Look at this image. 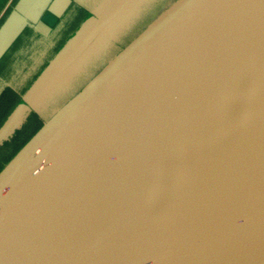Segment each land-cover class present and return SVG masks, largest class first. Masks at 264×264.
<instances>
[{
	"label": "water",
	"instance_id": "95a60500",
	"mask_svg": "<svg viewBox=\"0 0 264 264\" xmlns=\"http://www.w3.org/2000/svg\"><path fill=\"white\" fill-rule=\"evenodd\" d=\"M50 1H18L0 60ZM108 5L23 94L0 146L53 83L62 94ZM263 11L264 0H176L44 121L0 173V264H264V123L195 117L214 67Z\"/></svg>",
	"mask_w": 264,
	"mask_h": 264
},
{
	"label": "crops",
	"instance_id": "0c3cea01",
	"mask_svg": "<svg viewBox=\"0 0 264 264\" xmlns=\"http://www.w3.org/2000/svg\"><path fill=\"white\" fill-rule=\"evenodd\" d=\"M18 1L19 0H0V27L11 15ZM175 1L176 0H51L38 24L36 26L27 27L0 60V68L2 69L5 67L4 72L8 71V77L11 80H15L14 82L11 81L12 83L10 84H2L0 91L3 90L5 86H11L15 88L16 91L20 92V89L14 84H33L46 68L47 64H49L50 60L54 58L52 52L55 50L56 54H58L83 24L99 10L105 8L108 3H110L108 8L113 9L104 23L102 30L108 33L105 49L115 47L116 44H119L117 49H114L115 53L112 56L113 58L132 40L139 36L150 23ZM47 13H51L56 18L52 24L43 19ZM24 38L28 39V42L25 44V46L28 47L27 49H34L31 65L28 67L24 65L10 67V55H12L15 49L21 48V43ZM44 58L50 59L44 63ZM25 61H21L20 64H23ZM30 73L31 76L35 78L34 80L33 77H27V74ZM22 94L23 93H21V95ZM21 97H23V95Z\"/></svg>",
	"mask_w": 264,
	"mask_h": 264
},
{
	"label": "bare ground",
	"instance_id": "6f19581e",
	"mask_svg": "<svg viewBox=\"0 0 264 264\" xmlns=\"http://www.w3.org/2000/svg\"><path fill=\"white\" fill-rule=\"evenodd\" d=\"M195 117L208 124L236 123L247 117L264 123V11L214 67Z\"/></svg>",
	"mask_w": 264,
	"mask_h": 264
},
{
	"label": "rangeland",
	"instance_id": "374dc122",
	"mask_svg": "<svg viewBox=\"0 0 264 264\" xmlns=\"http://www.w3.org/2000/svg\"><path fill=\"white\" fill-rule=\"evenodd\" d=\"M108 33L103 31V34L100 36V42L95 45L92 49H89L84 53V56L82 57V62H79L76 66H78L76 69V73L74 74V77L70 80L68 78L65 84L66 87L63 88L62 94H58L59 90L63 87V82H58L57 84H54L48 88V90L41 96V99H39L35 104L36 107L34 108L36 110V113L40 116L42 119V122L46 121L47 119H50L57 111H59L71 98H73L77 93H79L83 87L87 85V83L104 67V65L109 61V59L112 58V56L115 53L114 49H117L119 44H116L115 47H111L108 49H105L106 46V38ZM28 42V39L24 38L21 43V48L15 49L10 55V67H16L17 65H24L29 66L31 65L32 59H33V52L34 49H27L28 47L25 46V44ZM102 53V54H100ZM53 57H55L57 54L55 50L52 52ZM50 58H44V63L48 61ZM26 60V61H25ZM21 61H25L23 64H20ZM51 61V60H50ZM50 63V62H49ZM48 65V64H47ZM5 67L2 69L0 68V87L2 84H10L14 82L15 80H11L7 72H4ZM25 71V70H24ZM16 77V76H13ZM10 79V80H9ZM12 81V82H11ZM19 89L27 92L34 84H14ZM58 94V95H57ZM23 95V94H22ZM21 95V96H22ZM21 103L23 101L22 97ZM35 112V111H34ZM28 119V118H27ZM27 120L24 122L22 127L18 130H21L25 127ZM43 126V125H42ZM41 126V127H42ZM40 127V128H41ZM36 126L34 127L32 124L25 127L22 131L21 138L18 141H23V145L14 152L15 146L10 147L8 150L10 152L11 149H13L11 152H13L7 161H5L3 168H0V173L2 170L10 163V161L15 157V155L23 148V146L34 136V134L37 131L35 130ZM17 130V131H18ZM16 131V132H17ZM15 132V133H16ZM14 136V135H13ZM12 136V137H13ZM11 137V138H12ZM10 138V139H11ZM19 142V145H20Z\"/></svg>",
	"mask_w": 264,
	"mask_h": 264
},
{
	"label": "trees",
	"instance_id": "16d2710c",
	"mask_svg": "<svg viewBox=\"0 0 264 264\" xmlns=\"http://www.w3.org/2000/svg\"><path fill=\"white\" fill-rule=\"evenodd\" d=\"M27 77L32 78L33 76H31V73H30V74H27ZM34 79L35 78L33 77V80ZM19 91L23 94L25 93V91L21 89ZM20 92L16 91V89L12 88L11 86H5V88L0 91V126L4 123L5 120L8 119L13 109L17 107L18 104H20L19 103L21 101ZM31 124L34 127L36 126L35 130L37 131L44 124V122H42V119L36 112H32L28 116L25 127ZM23 129L18 130L11 139L5 141L4 144L0 146V168H3L5 161H7L9 159V156L13 153L11 152L13 149H11L10 152L8 149L10 147H14V145L16 144L15 150H14L15 152L24 144L23 141L21 142L18 141L21 138L20 134L22 133V131H24ZM19 142H20V145H19Z\"/></svg>",
	"mask_w": 264,
	"mask_h": 264
}]
</instances>
